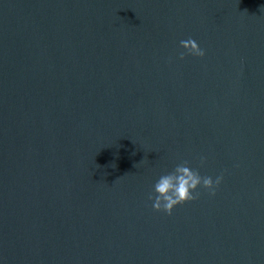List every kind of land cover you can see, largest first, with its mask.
Wrapping results in <instances>:
<instances>
[{
    "label": "water",
    "instance_id": "95a60500",
    "mask_svg": "<svg viewBox=\"0 0 264 264\" xmlns=\"http://www.w3.org/2000/svg\"><path fill=\"white\" fill-rule=\"evenodd\" d=\"M0 261L264 264V0H0Z\"/></svg>",
    "mask_w": 264,
    "mask_h": 264
},
{
    "label": "clouds",
    "instance_id": "9594fccd",
    "mask_svg": "<svg viewBox=\"0 0 264 264\" xmlns=\"http://www.w3.org/2000/svg\"><path fill=\"white\" fill-rule=\"evenodd\" d=\"M180 47L186 50L179 53L180 59H184L186 54L195 57L206 55L205 49L191 37L181 40ZM205 160V157H201L202 165ZM223 179V173L215 178L210 175H201L199 169L191 167L188 161H184L176 165L172 171L159 176L153 185L149 199L153 201L152 206L156 211L171 215L177 206L196 200L199 196L198 189L201 187L207 189L211 195H215Z\"/></svg>",
    "mask_w": 264,
    "mask_h": 264
}]
</instances>
